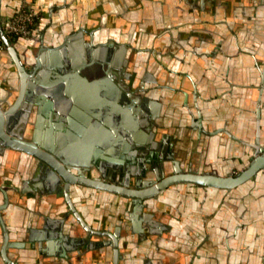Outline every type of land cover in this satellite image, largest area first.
Wrapping results in <instances>:
<instances>
[{
	"label": "crops",
	"instance_id": "obj_1",
	"mask_svg": "<svg viewBox=\"0 0 264 264\" xmlns=\"http://www.w3.org/2000/svg\"><path fill=\"white\" fill-rule=\"evenodd\" d=\"M0 5L2 25L23 7L35 10L39 19L30 36L17 38L14 46L25 63L38 56L45 68L51 64L54 83L67 77L52 87L67 98L63 112L53 109L65 121L37 110L22 111L15 120L31 128L29 133L38 128L40 141L73 155L90 150L85 143L91 135L100 144L104 138L93 157L100 173L110 176L136 173L141 166L148 175L163 176L176 162L183 172L226 175L254 155L243 111L264 104V0H1ZM111 41L121 50L116 58L124 68L107 77L102 42ZM20 85L4 43L0 100L9 101ZM111 102L128 112L123 123L131 131L107 133L120 123L119 114L108 113ZM136 108L142 113L136 115ZM30 158L0 145V188L9 187L7 209L0 213L10 239L24 242L9 249L18 264H114L112 244L106 248L102 241L112 242L117 231L118 264H264V169L232 191L172 186L144 201L134 216V205L120 195L91 188H80L79 195L71 189L82 225L73 213L61 223L68 209L62 184L47 165L34 175ZM2 246L0 230V264H10Z\"/></svg>",
	"mask_w": 264,
	"mask_h": 264
},
{
	"label": "water",
	"instance_id": "obj_2",
	"mask_svg": "<svg viewBox=\"0 0 264 264\" xmlns=\"http://www.w3.org/2000/svg\"><path fill=\"white\" fill-rule=\"evenodd\" d=\"M28 2L29 0H26V3ZM0 37L9 48L21 77L20 89L13 94V98L9 101L0 100V145L3 150L9 149L23 151L41 163H44L50 169L56 180L62 184L61 193L64 194L66 203L68 204V209L64 211L65 217L59 219L62 224L65 222L66 218L70 217L73 213L82 225H85L80 213H78L70 199L69 192L71 189L80 192L82 191L80 188H91L120 195L121 197L128 199L134 205V213H132L134 216L138 210L145 206L143 203L144 201L157 197L159 193L172 186L192 184L199 187L212 186L232 191L234 188H238L249 180L256 178L258 172L264 169L263 146L259 151L254 153L250 162L246 166L240 169L237 173L231 172L226 175L218 174L217 172H214L212 175H208V173L196 174L195 172H183L178 168L177 162L175 163V170L172 173L163 176L159 172H156L153 177V175H148L145 170H139L136 173H127L126 170H123L119 175L124 178L116 180L109 174L103 172L100 173L102 168H99L96 165V159L93 157V148L97 145H102V147H104V138H102V144H100L95 138H92V136L95 135L93 134L91 135L90 140L85 143L90 149L89 151L86 150L88 151L86 154L83 151H74L73 155H69L67 152L55 148L51 142L44 143L37 139L36 132L38 128H35V126H33L32 133H29L28 130L31 128L26 129V127H16V125H14L18 114H21L22 111H31L33 104L38 105L37 111H39V113L46 114L48 117L52 116L53 119H56L57 121H65L66 118L62 117L59 111L57 112L53 109L56 107V110L62 109L61 112H63L67 98L63 97L62 94H54L52 87L54 86L53 84L65 80L67 77H57L56 83L51 81L48 74L51 71L50 68L52 65L47 64L46 66L48 69L45 68V65L43 66V62L40 61L38 56L36 57L35 63H25V61L20 58V55L14 46L17 38H10L7 36L1 19ZM24 39L27 40L28 38L24 37ZM109 45L114 47L112 41ZM96 48L99 49V47ZM109 67V63H107V65H102L103 73L107 77ZM66 70L65 67L62 69L64 72H66ZM104 81L106 82V80ZM42 92L44 94H42ZM48 95L53 96L55 103L48 98ZM109 107L111 109H109L110 111H108V113L119 114L120 123L109 126L110 131L107 133L112 136L117 133L118 130H121V132L123 131L124 133V130L121 127L129 128L123 123V121L126 120L125 113L127 114L128 112L114 102L113 104L111 102ZM131 108H133L132 105ZM133 111L136 112V115L142 113L141 109L137 108ZM54 127L56 129L62 128L57 124H55ZM128 130L131 131L132 128H129ZM4 206L6 205L4 204L2 207ZM87 229L92 232L90 228ZM120 236V231L116 232V236L111 235L114 243V264H118V259L120 257ZM6 239L5 244L8 245L7 234ZM2 256L8 263L18 264L16 261H13L8 257L6 251L3 252Z\"/></svg>",
	"mask_w": 264,
	"mask_h": 264
},
{
	"label": "flooded vegetation",
	"instance_id": "obj_3",
	"mask_svg": "<svg viewBox=\"0 0 264 264\" xmlns=\"http://www.w3.org/2000/svg\"><path fill=\"white\" fill-rule=\"evenodd\" d=\"M110 43L111 42H109V43L102 42V56H106V58L108 59V63L110 65L109 72L111 71V75L112 74L115 75L116 73L121 72L123 70L121 68H124V66H123V63H121L116 58V56H118V54H120L121 50L120 49H119L120 51L118 50V46L115 43H114V47L112 45H109ZM42 94H44V93L42 92ZM48 98H52V95H48ZM33 106L34 105H32V109H31L32 113H33V111L37 110V109H34ZM243 112L245 113L246 118L248 119L249 123L251 124V128L252 129L250 131V134H251L250 138L252 140L250 142V145L255 149L254 153H256L257 151H259L264 146V104L261 103V102L257 103L255 105L254 109L246 110V111H243ZM251 158H250V160H251ZM29 160H30L29 161V165H31L33 167L35 166L34 175L38 174L40 169L43 170L45 168V164L41 163L40 161L36 160L35 158L32 157ZM139 170L142 171V170H144V168H142V166H141V168H139ZM260 171H262V170H260ZM120 172H122V171H120ZM120 172H117V173L116 172L115 173L112 172L111 176L114 179H116V180L123 179L124 177L119 175ZM237 172L238 171H235V173H237ZM127 173H130V172L127 171ZM146 179H149V178H146ZM255 180H256V178H253V179H251L249 181H255ZM0 189L2 191V194L4 195L3 203H0V209L5 211V209H7V206H8L7 194H8L9 187L1 186ZM71 192L72 193L73 192H77V193H79V195H83L84 194L83 190L79 192L78 190L76 191L75 189H73V190H71ZM4 204L6 206L2 207ZM0 219H1V221H0V230H1V233H2V236H3L2 249H3V252L6 251L8 257H10L9 249H11V248L12 249L13 248L19 249V248L22 247L24 242L23 241H13V240H11L10 239V229H9L7 223L5 222L4 217H3V215L1 213H0ZM6 234L8 235V245L5 244V242L7 240L6 239ZM120 237H119V241H120ZM111 244H112V246L114 245L113 240H112V242L111 241L110 242L109 241H104V242L102 241V246L103 247H106V245L110 246ZM112 248H113V252H114V247H112ZM3 252H2V255H3ZM10 259H12V258L10 257ZM12 260L15 261L14 259H12Z\"/></svg>",
	"mask_w": 264,
	"mask_h": 264
},
{
	"label": "built area",
	"instance_id": "obj_4",
	"mask_svg": "<svg viewBox=\"0 0 264 264\" xmlns=\"http://www.w3.org/2000/svg\"><path fill=\"white\" fill-rule=\"evenodd\" d=\"M39 19L38 14L30 7H23L13 16L3 22V28L10 38H28L32 29ZM4 48V43L0 37V49Z\"/></svg>",
	"mask_w": 264,
	"mask_h": 264
},
{
	"label": "bare ground",
	"instance_id": "obj_5",
	"mask_svg": "<svg viewBox=\"0 0 264 264\" xmlns=\"http://www.w3.org/2000/svg\"><path fill=\"white\" fill-rule=\"evenodd\" d=\"M17 121H18V120H17ZM17 123H18V122H15V124H14V125H16V127H20V126H17ZM19 123H20V122H19Z\"/></svg>",
	"mask_w": 264,
	"mask_h": 264
}]
</instances>
